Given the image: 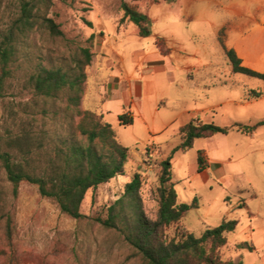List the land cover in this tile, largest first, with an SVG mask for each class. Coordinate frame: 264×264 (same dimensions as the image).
<instances>
[{"label": "trees", "instance_id": "trees-1", "mask_svg": "<svg viewBox=\"0 0 264 264\" xmlns=\"http://www.w3.org/2000/svg\"><path fill=\"white\" fill-rule=\"evenodd\" d=\"M53 6L54 0H0V26L8 17L5 26L0 27V98L4 97L14 68L20 66L19 58L33 54L37 60L28 79L35 111L28 117V126H24L22 134L0 139V169L11 182L14 196L22 182L36 185L42 197L53 200L62 213L80 222L86 218L82 203L88 191L126 174L130 148L121 142L113 124L102 112L81 107L93 52L90 46L68 53L57 48V42L66 38L60 24L50 15ZM121 8L124 15L120 25L127 19L138 27L141 36L151 34L152 19L147 13L126 0L121 2ZM222 34L219 39L233 71L264 81V72L243 65L235 49L225 45ZM40 41L48 51L47 60L39 53L43 48L39 46ZM158 44L163 46L162 39ZM58 54L62 58L60 64L55 62ZM263 93L250 90L252 97ZM38 112L41 121L36 116ZM49 120L52 126L48 128ZM119 121L126 126L133 123V118L124 113L119 115ZM261 125L264 119L254 125L223 126L195 120L184 124L179 130L180 143L169 155L163 157L164 149L156 148L161 157L155 194L156 217H150L145 211L142 174L137 170L121 197L107 207L106 216L98 217V225L120 237L131 249L130 259L136 264H233L231 259L223 258L221 250L228 244L229 234L238 226V220L225 219L196 236L185 224V218L198 203L196 199L190 203L179 201L172 156L192 149L196 139L228 134L235 127L251 132ZM206 166L200 154L198 171ZM14 226L13 210L6 205L0 188V227L12 237Z\"/></svg>", "mask_w": 264, "mask_h": 264}, {"label": "rangeland", "instance_id": "rangeland-1", "mask_svg": "<svg viewBox=\"0 0 264 264\" xmlns=\"http://www.w3.org/2000/svg\"><path fill=\"white\" fill-rule=\"evenodd\" d=\"M122 1L54 0L50 15L60 24L66 38L65 41L57 42V48L61 52L68 53L78 47L90 46L93 52L92 62L87 67V80L81 102V107L84 109L101 112L100 106L103 99L101 94H104L105 89L91 84L92 76L89 75L93 61L98 56L97 47L104 36L101 28L104 26L106 31L115 32L117 30L115 24L119 27L127 26L125 32L132 34L130 41L135 38L133 33H136L137 26L134 23L126 19L124 23L119 24L124 15L121 8ZM126 1L137 5L144 13L149 11L152 17L157 18L150 25L151 34L142 39L149 43V46H153L154 33L168 32L167 30L171 29L168 19L164 17L165 4H154L160 0ZM151 4L154 5L149 9ZM7 19L8 17L4 19L1 28L5 26ZM196 25L198 29H203V39L207 45L212 43L213 33L208 31V25L205 23ZM172 26L175 29H181L179 33L186 37L187 43L191 46L198 43L197 39H189L191 32L181 26V23ZM92 34L94 38H91ZM40 45L43 48L39 53L47 60L49 56L46 46L41 41ZM130 46L132 47L133 43H130L129 49ZM119 48L124 49L125 47L120 45ZM211 49L214 53L217 52L214 47ZM217 55L215 53L213 58L214 63H218L214 67L220 68V71L214 75L207 74L199 87H191L185 91H205L206 94L202 96L204 99L217 98L227 91L231 93L252 89L264 91L263 80L233 72L232 66L231 73L233 74L226 72L229 58L222 55L223 57L219 59ZM36 61L33 54L29 57H20L18 61L20 66L14 68L13 76L8 79L4 97L0 98V139L2 140L15 138L22 134L24 126H28V117L35 111L32 108L34 105L33 89L28 79L32 72V65ZM55 62L57 64L62 62L59 54L56 55ZM94 92L98 93L95 100L92 99ZM187 94L189 95L190 92H186ZM36 116L40 120L41 113L38 112ZM216 117L220 122L227 121V118L224 119L221 115ZM107 121L115 126L122 142L130 148L126 174L101 184L95 190L88 191L82 203V213L86 215V218L80 222L62 213L53 200L42 197L36 185L22 182L17 195L14 196L11 182L7 179L5 171L0 169V188L4 191L6 205L13 210L15 225L12 237H9L0 227V264H136L134 259H130L131 249L117 234L102 230L97 219L106 216L107 207L121 197L126 183L137 170L142 174L141 194L145 211L150 217L155 218L158 211L155 194L159 183V161L161 159L155 146H162L170 154L172 148L180 143V137L173 128L161 131L162 125L149 129L143 122L136 120L135 124L125 126L111 115H108ZM51 126L52 121L49 120L47 127ZM243 135L241 131L235 130L226 135L218 134L214 136L215 138H199L192 149L186 152H176L172 156L173 180L176 183L179 201L190 203L196 199L198 203V207L189 210L185 218V224L194 231L196 236H199L208 226L221 224L228 216L238 220V226L229 234L231 243H240V247H243L238 254L234 253L236 254L234 264H239L241 259L243 263L247 260L249 263L250 256L245 254L246 250L243 249L251 243L249 236L252 232V218L245 205L258 203L264 212V191L259 198L252 199L249 191L239 192V190L248 189L245 184L247 179L244 183L242 182L244 175L236 173L233 182L232 180L226 181L225 178L218 179L212 173V169L208 177L202 175L198 171V156L206 151L210 160H213L236 153L238 150L239 153L243 149V145L239 144V139ZM148 148L151 150L148 151ZM258 164L264 170V159ZM227 165L230 174V165L229 163ZM229 250L228 244L222 248L224 259H229L226 256Z\"/></svg>", "mask_w": 264, "mask_h": 264}, {"label": "crops", "instance_id": "crops-1", "mask_svg": "<svg viewBox=\"0 0 264 264\" xmlns=\"http://www.w3.org/2000/svg\"><path fill=\"white\" fill-rule=\"evenodd\" d=\"M154 4H165L164 17L171 29L154 33L153 46L142 40L144 36L139 34L138 27L132 41V34L125 32L127 26L115 24V32L106 31L104 26L101 28L104 36L97 47L98 56L89 75L92 76L91 84L105 89L104 94L99 93L103 96L100 110L105 119L111 115L119 120V115L125 113L133 118L131 125L136 120L149 129L162 125L161 131L173 128L178 135L180 127L191 120L213 121L225 126L236 123L253 125L264 119V93L260 97H252L250 91H227L217 98L204 99L205 91H185L199 87L207 74L214 75L220 71V68L214 67L218 63H214L213 58L215 53L219 59L222 55L227 58L219 39L221 32L224 33L225 45L235 49L243 65L264 72V0H160ZM147 14L152 22L156 21L157 18L152 17L149 11ZM176 23H181L191 32L189 39L198 40L195 46L187 43L186 37L179 33L181 29L172 26ZM198 23L207 24L208 31L213 33V42L209 45L203 39V29L197 28ZM159 38L162 39V47L158 44ZM130 43L133 46L129 49ZM120 45L125 48L120 49ZM212 47L217 52L214 53ZM231 66L228 59L225 71L233 74ZM186 92L190 94L186 95ZM92 97L97 99L98 93L94 92ZM216 114L227 118V121H218ZM235 130L244 134L239 139V144L243 145L241 152L238 153V150L210 160L205 151L203 158L208 162L200 173L208 177L212 169L218 179L232 182L236 173L244 175L246 178L242 182L247 179L245 184L248 189L239 192L249 191L250 197L256 199L264 191V170L258 164L264 159V125L251 132L237 127L230 132ZM119 138L122 142L120 135ZM155 147L164 149L159 145ZM164 151L166 154L163 157H166L169 153L167 149ZM245 206L251 214L252 232L249 236L251 243L243 250L247 251L245 254H249L250 259L249 263L248 260L243 263L242 259H238L239 264H264V212L258 203ZM227 219L232 218L228 216ZM239 244L228 242L230 250L226 256L233 262L236 261L234 253L238 254L243 248L237 247Z\"/></svg>", "mask_w": 264, "mask_h": 264}]
</instances>
